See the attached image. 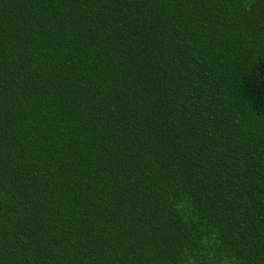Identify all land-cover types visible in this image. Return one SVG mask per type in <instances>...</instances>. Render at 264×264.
Masks as SVG:
<instances>
[{"label": "trees", "instance_id": "1", "mask_svg": "<svg viewBox=\"0 0 264 264\" xmlns=\"http://www.w3.org/2000/svg\"><path fill=\"white\" fill-rule=\"evenodd\" d=\"M0 264H264V0H0Z\"/></svg>", "mask_w": 264, "mask_h": 264}]
</instances>
